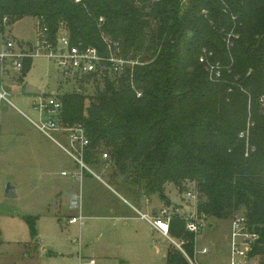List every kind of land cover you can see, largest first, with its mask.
Segmentation results:
<instances>
[{
	"label": "trees",
	"instance_id": "16d2710c",
	"mask_svg": "<svg viewBox=\"0 0 264 264\" xmlns=\"http://www.w3.org/2000/svg\"><path fill=\"white\" fill-rule=\"evenodd\" d=\"M28 17L53 38L64 29L74 44L102 51L117 42L140 62L116 81L85 77L60 97L64 124L90 140L85 163L108 153L142 193L163 201L166 185L193 183L199 214L247 217L260 237L252 255L264 264V0H0V34L4 22ZM205 53L221 65L220 80L211 81ZM24 219L34 238V220ZM170 236L194 255L196 236L178 216ZM166 260L189 264L177 249Z\"/></svg>",
	"mask_w": 264,
	"mask_h": 264
},
{
	"label": "rangeland",
	"instance_id": "374dc122",
	"mask_svg": "<svg viewBox=\"0 0 264 264\" xmlns=\"http://www.w3.org/2000/svg\"><path fill=\"white\" fill-rule=\"evenodd\" d=\"M36 24L31 17L12 26L4 22L2 34L17 44L34 42ZM24 72L10 69L3 76L11 103H0V264H90L92 260L96 264H167L168 250L178 247L142 215L152 216L153 209L164 206L191 212L192 200L186 193L195 192L194 184H186L185 191L166 185L167 203L157 194L142 193L111 159L102 157L89 165L93 175L85 171L90 179L82 186L76 183L71 176L81 172L79 165L32 124L39 121L30 106L35 96L26 95L23 88L38 86L45 95L55 93L60 98L78 90L80 82L60 81L55 64L41 59ZM90 85L89 93L93 92ZM54 137L68 146L59 135ZM8 185L16 189L17 198H6ZM73 190L82 195V226L69 224L72 217L80 216V211L70 208ZM25 217L34 220V238ZM231 219H208L196 243L197 250H209L196 255L200 264H229Z\"/></svg>",
	"mask_w": 264,
	"mask_h": 264
},
{
	"label": "built area",
	"instance_id": "2783aa9c",
	"mask_svg": "<svg viewBox=\"0 0 264 264\" xmlns=\"http://www.w3.org/2000/svg\"><path fill=\"white\" fill-rule=\"evenodd\" d=\"M35 32L36 39L34 42H30L32 49L27 45V42L17 44L14 40L7 39L3 34H0V84L2 85L0 103H11L8 99L9 93L4 87L3 76L7 75L10 69L22 73L27 61L33 62L36 59H41L52 62L58 68L63 80L73 78L79 81L89 76H97L100 80L116 81L128 70L140 65L138 60L126 56L121 50V45L117 42L112 43L106 40L107 48L103 51L95 46H85L82 43L74 44L64 29H61L53 38L48 26L39 20H37ZM234 38H236V35L233 32L227 34L225 41L228 48L232 47ZM200 61L207 66L211 81L220 80L222 67L219 63L211 64L206 53ZM261 103L264 105V96L261 98ZM30 106L32 110L39 114V121H32L36 129L55 142L79 165L81 172L74 173L72 178L81 180L85 171L93 173L84 160L85 152L90 147V140L81 127L72 128L64 124L62 120L63 104L59 96H47L45 94L35 96V100ZM54 134L65 140L69 147L61 144L54 137ZM247 135L248 131L243 132L240 137L244 138ZM102 159L109 160L111 158L108 153H103ZM62 175L67 176L65 172ZM186 196L192 200L191 203H188V209L191 212L188 213L184 209L182 211L175 206L171 208L164 206L156 214L152 216L142 215V218L157 233L175 243L189 264H200L196 259V255L208 254L209 250L206 247L197 250L196 243L207 226L210 217L197 212L198 195L196 192H187ZM69 203L72 210L80 211V216L72 217L69 224H80L82 226L85 220L81 215L82 195H71ZM174 216H178L185 221L186 230L196 236L194 257L189 256L182 248V244H177L170 236V225ZM259 238V234L245 215L238 214L232 217L228 241L229 264H261L259 258L252 255L259 243ZM90 264L96 263L92 260Z\"/></svg>",
	"mask_w": 264,
	"mask_h": 264
},
{
	"label": "water",
	"instance_id": "95a60500",
	"mask_svg": "<svg viewBox=\"0 0 264 264\" xmlns=\"http://www.w3.org/2000/svg\"><path fill=\"white\" fill-rule=\"evenodd\" d=\"M27 45L30 47V49H32V45L30 42H27ZM60 81H63L62 76H60ZM24 93L26 95H30V96H42V95H44V92L40 87L33 86V85L25 86ZM52 95L56 96L55 93H53ZM5 196H6V198H17L16 189L13 188L11 185H8L6 190H5Z\"/></svg>",
	"mask_w": 264,
	"mask_h": 264
},
{
	"label": "crops",
	"instance_id": "0c3cea01",
	"mask_svg": "<svg viewBox=\"0 0 264 264\" xmlns=\"http://www.w3.org/2000/svg\"><path fill=\"white\" fill-rule=\"evenodd\" d=\"M75 173H79V172H75ZM89 173H90V172H89ZM90 174H91V173H90ZM88 175H89V174L84 173L83 178H82L81 180H75L74 178H72V179H73L76 183H79V184L82 186L83 182L88 181V180L90 179V176H88ZM92 175H93V173H92ZM71 177H72V176H71ZM81 190H82V188H81ZM73 194H76L74 190L71 192V195H73ZM157 211H158L157 208L153 209V211H152V215L156 214ZM81 212H82V211H81Z\"/></svg>",
	"mask_w": 264,
	"mask_h": 264
}]
</instances>
